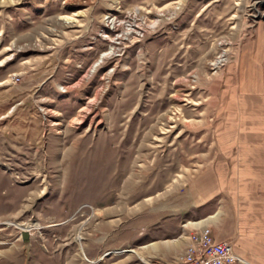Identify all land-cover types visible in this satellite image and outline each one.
Instances as JSON below:
<instances>
[{
  "label": "rangeland",
  "instance_id": "1",
  "mask_svg": "<svg viewBox=\"0 0 264 264\" xmlns=\"http://www.w3.org/2000/svg\"><path fill=\"white\" fill-rule=\"evenodd\" d=\"M81 35L103 41L93 94L44 99L39 85ZM248 49L264 50V0H0V264H63L60 251L69 264H156L138 246L146 221L192 202L206 174L232 197L236 179L217 176L220 138L237 133L263 162L264 113L233 97ZM242 173L251 195L237 211L225 198L224 217L194 226L169 264L190 247L187 262L202 264L208 229L239 264H264V168Z\"/></svg>",
  "mask_w": 264,
  "mask_h": 264
},
{
  "label": "crops",
  "instance_id": "2",
  "mask_svg": "<svg viewBox=\"0 0 264 264\" xmlns=\"http://www.w3.org/2000/svg\"><path fill=\"white\" fill-rule=\"evenodd\" d=\"M77 38L82 46H75L76 52H73L72 48L65 46L64 49L60 51L55 68L39 85L38 90L44 99L59 97L61 100L66 101L71 97H80L82 93L85 94V96H91L93 94L95 89L92 90L91 86L94 80V70L92 67L97 61L96 55L101 45H103V41H90L87 36L84 37L83 35ZM247 60L250 63H248ZM85 63L86 66H88V68H86L87 72L91 68L92 73L90 75H87L85 72ZM240 63L241 66L238 70L239 74L237 80L238 87L233 94L235 98L234 103L240 106L241 111L252 109V113L254 109H257L259 113L260 110L264 113V50H245L241 55ZM85 77L86 79H84ZM81 80H86L87 83L84 84ZM60 84L65 85L67 91H61L58 88ZM87 89H90V93H86ZM224 94H226V90H224ZM73 106L74 104L71 108L72 112L79 109V106L77 109L75 106L73 108ZM69 107H71V105ZM69 107H67V104L63 106L56 105L53 110L63 115ZM224 114H226V109H220V117ZM261 122L263 125L264 118ZM234 125H236V130L242 127L239 122H235ZM243 140L246 139L237 135V133L232 137L220 138L219 148L221 151L217 155L218 163L216 167L218 168L217 176L220 178V186L223 184L225 185L223 182H225L228 177L235 178V183L238 182V184L234 185V188L228 189V191L233 194L231 198L234 201L235 207L233 208L235 211L238 209V202L244 199L245 196H248V194H245V196L243 195L242 198H239L238 194L244 192L250 194L253 190L251 188H242L239 185L238 179L241 177L239 170L242 169V175L245 178H252L256 176L255 172L257 170L264 168V158L262 159L263 162H260L258 159L260 156L258 155L240 152V145ZM108 145V139L102 137L100 147L106 149ZM210 184H212L210 176L207 174L203 175L198 183V191L193 193L192 202L182 207H175L170 214H166V216L163 215L162 218L155 217L153 221H146L144 232L140 233L138 236L140 240L138 246L141 250L145 251L144 257L146 259L154 261L156 264H169L175 255L188 244V236L194 230V226L204 223L214 224V220H220L224 217V210L228 205L223 203V201L225 198L226 202L227 200L229 201V199L231 201V198L229 195L226 197L219 196L218 194L223 193L222 190H219L221 187H219V189L215 188L214 190H210ZM61 208H63L62 211ZM61 208L55 207V210H59V214L67 213L68 207L64 206ZM71 210H73L72 207L70 211ZM63 218H67L66 214L63 215ZM218 237L221 239H228V237L225 238L224 235H219ZM59 256L63 264H69L68 259H65L69 256L66 252L60 251Z\"/></svg>",
  "mask_w": 264,
  "mask_h": 264
},
{
  "label": "built area",
  "instance_id": "3",
  "mask_svg": "<svg viewBox=\"0 0 264 264\" xmlns=\"http://www.w3.org/2000/svg\"><path fill=\"white\" fill-rule=\"evenodd\" d=\"M115 27L117 29V26ZM125 31L126 33H131L133 30L130 27L127 28ZM104 37L109 38V35H105ZM120 37H126V36L121 35ZM209 231H210L209 229L206 231V237H208V240L206 242H208V245L204 249L203 255H201L199 259L200 262L202 264H225V263L239 264L242 261V259L238 254L233 252L232 244L229 241L210 242ZM193 249H194L193 247L188 248L186 254L183 255L177 261H175L174 264H190L187 261L188 258L192 257Z\"/></svg>",
  "mask_w": 264,
  "mask_h": 264
},
{
  "label": "bare ground",
  "instance_id": "4",
  "mask_svg": "<svg viewBox=\"0 0 264 264\" xmlns=\"http://www.w3.org/2000/svg\"><path fill=\"white\" fill-rule=\"evenodd\" d=\"M169 7H172V6H169ZM169 7H168V8H169ZM168 8L160 9V10H158V13L163 14V13L165 12V10L168 9ZM175 8H177V7H175ZM168 13H169V12H168ZM171 13H172V12H171ZM63 18H64V17H63ZM65 19H66L68 22H71V21H75L76 18H72V16L69 18V16H68L67 18L65 17ZM149 23H150V22H149ZM142 24H143V23H142ZM145 24L147 25L148 23H145ZM149 25H150V24H149ZM135 26H136V24H135ZM138 26H139V25H138ZM149 27H150V26H149ZM153 27H154V26H153ZM134 28H135V27H134ZM105 35H107V34H105ZM112 51H113V50H112ZM7 59H8V58H7ZM7 59H6V60H7ZM4 61H5V59H4ZM56 124H57V123H56ZM23 228H24V230H28L27 227H24V226H23Z\"/></svg>",
  "mask_w": 264,
  "mask_h": 264
},
{
  "label": "water",
  "instance_id": "5",
  "mask_svg": "<svg viewBox=\"0 0 264 264\" xmlns=\"http://www.w3.org/2000/svg\"><path fill=\"white\" fill-rule=\"evenodd\" d=\"M22 235H23V239H24L25 241H29V240H30V232H29V230H24V231L22 232Z\"/></svg>",
  "mask_w": 264,
  "mask_h": 264
}]
</instances>
